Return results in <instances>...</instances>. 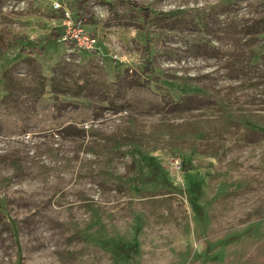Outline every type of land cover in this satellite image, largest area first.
<instances>
[{
    "label": "rangeland",
    "instance_id": "rangeland-1",
    "mask_svg": "<svg viewBox=\"0 0 264 264\" xmlns=\"http://www.w3.org/2000/svg\"><path fill=\"white\" fill-rule=\"evenodd\" d=\"M78 2L0 0V264H264V0Z\"/></svg>",
    "mask_w": 264,
    "mask_h": 264
},
{
    "label": "built area",
    "instance_id": "built-area-1",
    "mask_svg": "<svg viewBox=\"0 0 264 264\" xmlns=\"http://www.w3.org/2000/svg\"><path fill=\"white\" fill-rule=\"evenodd\" d=\"M54 9L60 12L63 20L62 42L69 43L78 49L91 53L99 52V38L86 30L83 18L76 15L61 2H56Z\"/></svg>",
    "mask_w": 264,
    "mask_h": 264
},
{
    "label": "trees",
    "instance_id": "trees-1",
    "mask_svg": "<svg viewBox=\"0 0 264 264\" xmlns=\"http://www.w3.org/2000/svg\"><path fill=\"white\" fill-rule=\"evenodd\" d=\"M78 4H79V6L81 7H87V4H88V0H79V2H78ZM137 9V8H136ZM142 11V15L145 17V18H147V17H150L149 15V12H147L148 10H146V9H142L141 10ZM14 43H15V45L17 46H20L21 45V43L20 42H18V40L17 39H15L14 40ZM43 52H44V49L43 48H22V50H21V53L22 54H27V55H29V56H34V55H42L43 54ZM44 77V76H43ZM45 78V77H44ZM44 85V84H43ZM46 88V86L44 85L43 86V88Z\"/></svg>",
    "mask_w": 264,
    "mask_h": 264
}]
</instances>
